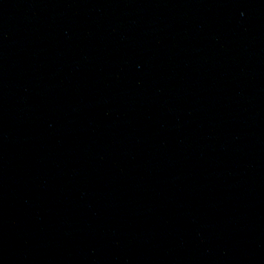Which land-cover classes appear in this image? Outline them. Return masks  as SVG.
<instances>
[{"label":"water","instance_id":"obj_1","mask_svg":"<svg viewBox=\"0 0 264 264\" xmlns=\"http://www.w3.org/2000/svg\"><path fill=\"white\" fill-rule=\"evenodd\" d=\"M0 264H264V0H0Z\"/></svg>","mask_w":264,"mask_h":264}]
</instances>
